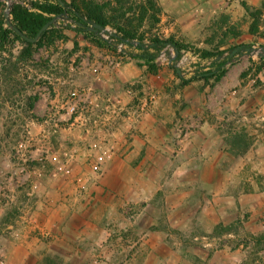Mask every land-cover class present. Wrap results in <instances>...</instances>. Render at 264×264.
<instances>
[{"label":"rangeland","instance_id":"obj_1","mask_svg":"<svg viewBox=\"0 0 264 264\" xmlns=\"http://www.w3.org/2000/svg\"><path fill=\"white\" fill-rule=\"evenodd\" d=\"M65 1L85 13L100 9L108 25L94 36L75 31L70 20L54 17L46 36L39 38L33 47L24 48L20 61H16L23 48L20 42L4 47L13 57L3 55L4 59L0 60V69L5 65V78L0 75V251L6 252V256L0 254V264H47V258H52L56 264L139 263L141 256L131 261V254L121 253L129 246L118 240L124 234L120 223L125 218L120 216L118 224L110 225L112 234L108 241L107 237L104 240L101 230L95 231L91 225L75 231L72 223L61 228L56 219L59 205H70L75 194L73 189L68 190L74 185L73 178L86 174L92 161L94 168L97 165L86 156L85 147L90 146L92 138L102 136L101 127L95 122L99 120L101 108L96 89L106 86L107 71L119 78L112 89L118 90L122 84L140 88L142 82L154 86L173 85V90L181 91L184 96L176 100L179 107L204 103L229 109L223 113L219 129L224 136L221 166L226 169L236 166V159L253 149L254 169L250 175L241 174L240 179L252 182L251 193L264 192V59L258 52L245 51L264 47V0H215L196 14L184 15L174 28L177 33L166 31L170 24L176 23L177 16L164 15L160 0ZM148 1L153 2V10L148 7ZM20 2L30 6L40 5L43 0H0V21L12 19L10 10ZM192 2L196 5L201 1ZM184 24L188 33L182 29ZM118 30L127 31L135 40L143 39L145 43L155 37L172 38L181 46V57L174 60L175 52L169 49L151 65L134 60L129 56L130 52H137L134 48L113 45L111 35ZM234 49L237 52L231 56ZM7 59L10 63L5 62ZM126 62L134 65L127 69L129 73L119 71ZM222 62L226 64L220 67ZM176 70L184 80L193 78V81L183 85ZM208 71H217L221 77L203 79L200 75ZM86 97L95 102L94 110L83 112L86 119L93 116L91 125L88 121L75 126L58 122L69 103L76 100L83 108ZM260 122L262 128L256 126ZM55 155L60 156L59 161H53ZM95 176L99 182L103 174L100 171ZM238 178L234 175L235 182ZM236 188L230 189L233 197L239 194ZM87 194L77 196L86 203V213L96 211L99 216L100 202L92 205ZM156 196L160 198V194ZM116 201L114 198L113 202ZM236 202L237 206L225 209L224 218L209 231L190 223L182 237L179 233L172 234V240H180L183 264H209L214 256L220 257V264H264V247L256 246L253 240L264 233V207L250 218L238 200ZM109 209L102 211L103 218ZM132 211L125 207L127 220L133 217ZM44 216L50 221L46 222ZM28 231L29 237L40 239L37 244L42 251L46 244H51L54 234L65 235L62 240L65 243L60 241L65 246L60 254L23 256L18 250L19 243L27 239L30 243L36 242L25 237ZM81 232L97 239L94 247L88 239L77 241ZM55 242L60 245L59 241ZM72 249L82 252L70 255ZM85 250H89L87 255Z\"/></svg>","mask_w":264,"mask_h":264},{"label":"crops","instance_id":"obj_2","mask_svg":"<svg viewBox=\"0 0 264 264\" xmlns=\"http://www.w3.org/2000/svg\"><path fill=\"white\" fill-rule=\"evenodd\" d=\"M198 1L201 2L195 5L192 0H160L164 15L179 16L166 31L177 33L174 28L184 15L196 14L202 7L206 8V4L215 3V0ZM198 4L202 5L201 8L196 7ZM183 26L184 33H188V28L185 24ZM133 66L129 62L122 63L119 71L128 72ZM107 74L106 86L96 89L101 108L98 110L99 120L95 122L101 127L102 136L92 138L90 146L85 147L86 156L95 163L99 156L105 155L101 170L103 177L99 182L95 180L98 172L92 161L86 174L73 178L74 185L68 190L73 189L71 191L75 194L70 205H59L58 223L55 221L59 227L70 222L73 230L80 231L91 225L95 231L101 230L104 240L107 237L108 241L112 234L110 225L118 224L121 216L125 218L120 223L124 234L118 240L129 244L121 253L131 254V261L141 256L138 264H183L180 240H172V234L179 233L182 237L190 223L209 231L224 218L225 209L237 206L236 200L250 218L259 213L264 207V192L251 193L252 182L240 179L241 174L250 175L254 169L253 149L236 159V166L229 169L221 166L224 136L219 129L222 115L229 109L204 103L179 107L176 100H182L184 96L181 91H174L173 85L154 86L142 82L140 88H128V84H122L118 90L112 89L117 86L119 78L108 71ZM91 117L87 119L89 125ZM260 117L263 118V114ZM256 126L262 128L261 122ZM163 162L167 165L163 166ZM234 175L239 176L237 182ZM38 186L40 188V183ZM234 187L239 194L233 197L229 193ZM77 194L90 195L92 205L100 202V215H96V211L86 213V203ZM114 198H117L116 203ZM126 206L133 210L130 214L135 215L130 220L126 219ZM108 209L109 213L103 218L102 211L108 212ZM43 218L50 221L45 216ZM75 223L79 225L75 226ZM125 231H128L126 235ZM26 233L25 237L36 242L30 243L27 239L19 243L18 250L23 256L60 254L65 246L61 244L65 243V235L54 234L51 244H46L42 251L37 244L40 239L29 237L30 231ZM78 239H88L93 242V247L97 241L87 232L79 233ZM55 241H61L58 242L60 245ZM107 247L112 246L109 243ZM93 251L91 248L90 253ZM81 252L72 249L70 255ZM83 252L87 255L89 250ZM0 254L6 256L4 250ZM7 255L9 260V250ZM219 258L214 256L209 264H220Z\"/></svg>","mask_w":264,"mask_h":264},{"label":"trees","instance_id":"obj_3","mask_svg":"<svg viewBox=\"0 0 264 264\" xmlns=\"http://www.w3.org/2000/svg\"><path fill=\"white\" fill-rule=\"evenodd\" d=\"M148 7L153 10L155 6L153 2L148 1ZM9 14L12 18L10 19L11 24L19 29L28 38H34L45 24L54 20V17L63 20H70L75 25V31L80 33H89L94 36H96V33L88 30V24H98L102 28H105L108 25V23L103 19L100 9L95 11L88 10L87 13H85L72 3H68L65 0H43V3L40 5L31 4L30 6H27V4H23L22 2L15 3ZM5 25L6 20L5 22L0 21V60L4 59L3 55H7L9 58L13 57L9 50H4V47L20 42L23 48L16 58V61H20V57L24 53V48L33 47L36 43L31 44L25 41L12 28H6ZM66 27L70 26L67 25ZM48 29L41 34L40 39L46 36ZM111 38L114 41L113 45L115 47L117 44H124L130 48H134L137 52H130L129 56L134 60L142 61L146 65L154 63L163 51L169 49L177 52L174 60H178L181 57V46L172 38L160 39L155 37L148 43H145L143 39L135 40L132 34L123 30H118V33L111 35ZM101 42L108 43L106 40H102ZM132 42H136V46H134ZM5 62L10 63L8 59L5 60ZM225 64L226 62H222L220 67H223ZM4 72L5 65L0 69V75L4 76ZM216 73L217 71H208L200 76L203 79H219L221 75H217ZM178 77L182 81L183 85L189 84L193 81V78L184 80L180 75H178ZM253 240L255 241L256 246L261 245L264 247V233L260 236L253 237ZM46 263L56 264L52 258H47Z\"/></svg>","mask_w":264,"mask_h":264},{"label":"built area","instance_id":"obj_4","mask_svg":"<svg viewBox=\"0 0 264 264\" xmlns=\"http://www.w3.org/2000/svg\"><path fill=\"white\" fill-rule=\"evenodd\" d=\"M134 46H136V42H132ZM121 46V45H120ZM84 107H80L79 103L76 102V100L72 101V103H69L66 107V113L64 115H62L58 122L61 123V121L64 122H69L70 125L69 126H75L77 123H86L87 119L86 116L83 112H89L91 110H94L95 108V102L91 97H86V99L84 100ZM85 109V110H84ZM72 158V156H70V159ZM60 160V156H53V161H59ZM105 161V155L99 156L96 160V166L95 169L96 171L100 172L102 170V165ZM67 173H69V171H66Z\"/></svg>","mask_w":264,"mask_h":264},{"label":"water","instance_id":"obj_5","mask_svg":"<svg viewBox=\"0 0 264 264\" xmlns=\"http://www.w3.org/2000/svg\"><path fill=\"white\" fill-rule=\"evenodd\" d=\"M54 20H51L49 23L45 24L41 30L37 33V35L34 38H28L27 36H25L19 29H17L16 27H14L9 18L6 19V25L10 28H12L19 36H21V38H23L25 41L34 44L41 36V34L46 31L50 25L53 23ZM89 31H93L95 33H100L104 31V28H102L100 25L98 24H92L91 27H88ZM246 52H251V53H255L258 52V56L260 58L264 59V47H261L259 49H254V48H246L245 50ZM237 52V49H234L233 52L230 54L231 56L233 54H235ZM175 55H177V52H175ZM176 73L179 75L180 72L177 70Z\"/></svg>","mask_w":264,"mask_h":264}]
</instances>
